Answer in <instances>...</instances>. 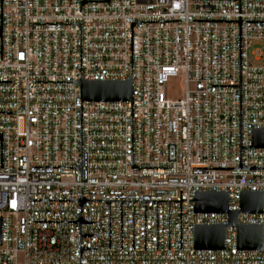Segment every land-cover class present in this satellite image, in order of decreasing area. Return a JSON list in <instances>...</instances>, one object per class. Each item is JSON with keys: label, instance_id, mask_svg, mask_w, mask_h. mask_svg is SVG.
<instances>
[{"label": "built area", "instance_id": "1", "mask_svg": "<svg viewBox=\"0 0 264 264\" xmlns=\"http://www.w3.org/2000/svg\"><path fill=\"white\" fill-rule=\"evenodd\" d=\"M202 191L262 247L196 248ZM0 264H264V0H0Z\"/></svg>", "mask_w": 264, "mask_h": 264}, {"label": "water", "instance_id": "2", "mask_svg": "<svg viewBox=\"0 0 264 264\" xmlns=\"http://www.w3.org/2000/svg\"><path fill=\"white\" fill-rule=\"evenodd\" d=\"M83 100L88 101H129L132 99V81L98 82L80 81ZM255 146H262V132L254 138ZM229 195L226 191H202L195 194L196 212H227V224H198L195 226V246L198 249L220 250L225 247V233L228 226H234L241 249L256 250L262 247L263 226L261 224H240V211L228 210ZM242 212H262L263 193L246 191L241 195Z\"/></svg>", "mask_w": 264, "mask_h": 264}, {"label": "rangeland", "instance_id": "3", "mask_svg": "<svg viewBox=\"0 0 264 264\" xmlns=\"http://www.w3.org/2000/svg\"><path fill=\"white\" fill-rule=\"evenodd\" d=\"M263 44L259 41L252 42V49H259L262 48ZM185 89V85L183 83V80L179 77L172 78L169 82V90L172 93L173 96L182 95Z\"/></svg>", "mask_w": 264, "mask_h": 264}]
</instances>
